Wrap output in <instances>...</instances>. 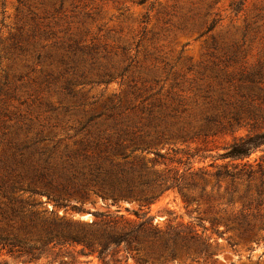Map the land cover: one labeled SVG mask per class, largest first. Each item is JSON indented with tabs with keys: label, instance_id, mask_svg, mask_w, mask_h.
I'll use <instances>...</instances> for the list:
<instances>
[{
	"label": "rangeland",
	"instance_id": "rangeland-1",
	"mask_svg": "<svg viewBox=\"0 0 264 264\" xmlns=\"http://www.w3.org/2000/svg\"><path fill=\"white\" fill-rule=\"evenodd\" d=\"M263 61L264 0H0V264H264V241H257L264 178L238 183L232 204L229 184L213 191L207 178L188 208L176 190L149 208L104 200L92 186L84 198L65 196L113 165L144 159L150 167L154 155L136 148L164 156L154 167L159 174L182 173L178 162L187 154L198 155L194 170L211 171L224 149L259 130L246 125L205 137L204 119L238 112L220 99L239 100L232 85ZM150 111L182 120H169L154 145L152 128L135 119ZM182 126L183 136H171ZM247 161L264 168V146ZM244 196L251 210H243ZM242 213L254 227L251 241L236 222ZM107 215L124 216L116 232L135 233L100 260L106 234L115 233ZM57 224L64 235H84L96 253L47 242ZM192 228L199 241L191 249L170 241Z\"/></svg>",
	"mask_w": 264,
	"mask_h": 264
},
{
	"label": "trees",
	"instance_id": "trees-1",
	"mask_svg": "<svg viewBox=\"0 0 264 264\" xmlns=\"http://www.w3.org/2000/svg\"><path fill=\"white\" fill-rule=\"evenodd\" d=\"M246 81H239L240 84L232 85L234 91L237 92L240 99L236 100L234 103H229L221 97L220 102L223 105L234 107L238 112L245 111L247 120L249 123L242 125L240 121V113L235 112L228 119L225 116L222 117H206L204 119L205 123L208 125L207 129L203 131L205 137H215L219 134L233 131L235 128L246 127L250 125L252 130L258 129L259 131L250 133L243 137L235 140L229 147L224 149L223 153L217 156L212 164L208 166L211 171L206 170V168H201L198 170L193 169V160L196 159L198 155L187 154V161L182 163L178 162L179 165H183L184 171L179 173V171L172 172L168 170L166 174H159L154 170L156 165H161L160 160H164V156L157 152L151 147L147 148H136L132 153H146L153 154L154 159L149 160L150 167L144 162V159H136L134 163H124L116 164L111 168H106L103 173L105 176L99 175L93 180H88L84 178L82 181H78L72 185L73 193H67V198L79 197L84 198L90 188H96L94 191L96 195L100 196L102 199H110L113 203H118L121 200L135 201L139 203L140 208H149L160 196L169 190H176L182 197L186 204V208L190 207L194 199L190 195L192 192L199 188V182L205 183L207 178H211L215 181L213 191H220L223 188V183H228L229 186L226 188V192L229 194L228 204L233 203V195L236 193L235 186L238 183L247 182L250 183L257 178H264V168L261 164H256V167L250 162L244 161L248 160L251 155L256 153L260 148L264 146V61L261 62L258 67L251 71L245 78ZM136 123L142 126H148L152 129L151 135H154L152 139V145L157 141L161 140L166 132L170 131L172 125L169 120L182 121L179 117L166 114L165 112H159L155 114L153 111L144 117H135ZM228 119V120H227ZM226 121V125H224ZM186 132L185 127L178 128L171 136L175 134L183 136ZM126 160V157H124ZM220 160L224 163L218 164L217 161ZM137 161V162H136ZM172 163L173 161L170 160ZM237 163V164H235ZM153 177V178H152ZM98 178V179H96ZM198 180V181H197ZM201 194L205 193L206 188L204 186L200 187ZM48 194V193H43ZM48 197L50 195H47ZM260 196L257 199L256 209L261 205ZM56 206L62 207L65 204V200L60 195L54 197ZM243 202V210H251L252 202L248 200L246 196L240 197ZM137 218H139L138 213H134ZM241 219L237 222L239 229H241L242 237L246 240H253L255 235L254 227L250 222L247 221L246 216L241 214ZM108 219L112 220L108 222L112 224L113 234H106L108 240L102 245L100 251H98V258L103 260L110 252L111 248L116 249L121 245H130L131 237L134 235L133 231H119L116 232V227L119 220H124V216L115 215L111 217L106 216ZM153 218H149L137 225V231L142 230L147 223H152ZM61 229V224H57L55 230L46 232L49 239H56L62 245L74 244L82 245L90 250L88 255L95 254L96 252L92 249L93 245L87 242L84 235H79L71 233L64 235L58 231ZM43 230V229H42ZM263 229H259L260 232ZM189 236L181 237L179 232H174V238L170 240L174 243V246L181 244L185 245L188 249L195 246V242L199 241V236L194 228L189 230ZM264 241V237L259 238L257 241ZM207 242L208 240L205 239ZM82 255H87L85 251L81 252ZM34 257L33 260H36Z\"/></svg>",
	"mask_w": 264,
	"mask_h": 264
}]
</instances>
